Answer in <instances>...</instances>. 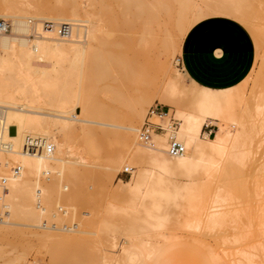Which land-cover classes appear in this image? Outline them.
<instances>
[{"label": "bare ground", "instance_id": "bare-ground-1", "mask_svg": "<svg viewBox=\"0 0 264 264\" xmlns=\"http://www.w3.org/2000/svg\"><path fill=\"white\" fill-rule=\"evenodd\" d=\"M37 1L38 2H36V4H38L36 6H39V8H36L38 12L34 14V11L31 13L28 11L29 9H23L25 7L24 4L26 3L23 2V0H0V10L5 12L4 14L1 13L0 17L7 24V29L0 30V170H2L3 167L7 168L5 170L6 175L0 176V207L6 209L12 218L10 221L7 219L8 224L19 223L18 220H21L22 215H26L24 218L25 220L26 218L29 219L33 217V220H35V222L38 221L39 225L42 219V223H44V218L49 219L53 217V215L57 216L58 213H56L57 211L53 208L52 204L49 203V200L55 192V194H59L61 197L60 199H64L63 196H65L66 193H63V189L61 188L62 186L59 187V189H56V176L58 177L59 175L60 177H64L67 171H72L73 175L71 176H75L76 179L86 175L105 179V177H111L113 170H118V168L122 167L123 164L125 165V163H128L125 168L130 169V171L131 166L129 164L138 168L137 171H132L131 178L125 182L127 186L125 193L132 197L131 202L128 203L126 207L122 206L123 208H121L115 201L118 196L111 197L110 205L107 208L109 219H105L101 230L102 232L106 231L109 233L106 234L110 235L109 237L112 236L110 241L113 240L111 241V245L114 248L121 246V252L119 254V251L116 252L118 256L114 255L117 256V258L112 256L115 260H118V264H161L162 258L173 254L178 244V239L174 234H167L164 232L166 226L169 225L167 222L171 219V215L168 214L170 211L166 208L170 203L171 207L174 205L173 208H175L179 207L180 202H182L184 206L181 204L182 208H179V214L182 215L181 212H185L186 215L195 216L200 219L197 222L198 224L205 223L204 225L207 227L211 224L216 226L222 221H227L225 219L228 215L233 214L232 212L229 214L226 209H222L226 207L225 205L228 202V199L230 200L232 198L233 200L235 196L238 197L241 194L239 186L232 184L230 185L232 188H229L230 186H224L225 184H223V187H226L225 191L227 190L229 193H225L224 190L217 193L216 191L218 190L214 188L216 190V194L214 192V195H211L209 189L210 186H208L209 184L207 185L204 183L208 182L206 179L211 178V176L216 173L218 174V172L221 173V176H229L233 174L230 166L234 162H240V160L242 163L245 162V160H243L245 159L244 151L242 150L243 152H241V155L243 156L239 155V152L241 150L240 148H242L241 146L244 145L243 143L246 144L244 141L246 138L245 134H247V132L245 133L244 126H239L244 125V123L241 121L240 123L239 120H242V118L240 119L239 116L236 115L238 111H236L237 109L235 110V99L238 95L241 96L240 94L251 76L253 69L241 83L229 88L217 89L200 85L190 79L183 68L182 71L175 68L176 70L174 69L173 75L169 79V88L164 91V95L162 96L163 99L160 100L163 101V104L169 106L167 111L150 116L151 121L156 124H160L163 127V130L153 131L150 139L147 141L142 138V127L140 129L137 124L135 125V123L144 118L146 111L145 107L148 105L149 100L145 98L144 95H141L143 98L139 99L140 95H138L134 98V100L137 98L138 100L130 103L128 119L131 125L126 127L130 133L122 135L124 138V140L122 138V142H125L123 144H126L128 149L126 151L120 150L109 154L107 160L108 163L106 164L109 170L106 169V172L96 171L93 169L89 170V168L87 171L84 170L85 172H83L79 170L81 168L80 166L86 164L87 167L89 163L86 159L88 158H85L84 154V156L82 155V150H80L71 141L70 137H72L73 134H84L87 136L91 131L95 130L93 127L86 125L90 122H96L88 119L89 117L96 116L106 118L108 115L105 110L107 108L104 109L105 111L101 107L99 108L97 106L98 103L94 100V103H97L95 106L92 100L93 95H91L90 92L80 90L81 88H78L77 90L74 88L76 80L81 81L85 71H88L93 85V87H91L96 91L99 81L103 79L107 81L106 78L108 79L111 75L113 78L117 79V75L114 77V74L118 69L119 71L116 73L119 74L118 76H121L122 80H129L132 82V80L136 77L134 82L138 84L137 81H139V83L143 84L144 79L141 77L142 74L140 73L144 74V71L139 66V58L141 56L139 53H142L141 51L143 50L141 49L143 48L145 50H149V47L153 48L155 46L157 48L161 46L162 48V46L169 45V42H167V39L169 38L170 43L172 42V35L170 36L171 31L168 33L169 29L165 27L171 22L170 18L177 15L175 12L173 13L175 15L171 14L168 16L170 12L174 11L173 9L175 6L173 7L170 5V7H173V9L172 7L170 8L172 9L170 11L168 4L164 2V0H153V2L149 0H113L115 3L123 6L124 8L122 11L120 10L116 12L115 10L114 14L111 13V15L114 16L113 20L111 18L114 30L123 27V30L124 28H127L129 32L131 30H136L135 32H137L139 28H134L135 24L140 19H144L146 17L147 19L149 18L151 22L150 25L153 21L154 24H156V27L158 26V23H162L161 25L163 26L160 25L163 30L162 34L160 33L161 31L159 32L160 26L157 27V32L162 36H167L165 39H162L164 37L160 36L161 39L158 40L159 37L157 32H153L156 29H153V27L149 28V26V31L147 32H150V34H147L148 36L144 33L146 31H142L143 35L146 36L142 45H140V41L142 39L138 41L139 38L134 36L132 37L130 35L132 38H135L134 40L130 38L132 40H130V42H132L131 44L134 43V45H136L135 40L137 39V43L141 47H144L141 48L136 45V48H138L135 49L134 52V45L130 44L128 41L129 38H126V36L125 38L127 43L131 47H127L126 44L124 48L127 47L128 49H132L133 47V49L132 51L125 50L122 52L124 48L122 51L120 48L124 46L123 41H125V38L123 37L124 39L120 43L115 42L109 44L107 41L104 42L100 37L102 26L100 20L98 19L99 16L97 15L96 17V12H92L89 10L90 8L87 9L86 5L85 8L81 7L79 0H55V2L52 0ZM100 1L101 0H99V2ZM181 1V4L186 3L185 5H188L189 7L190 0L188 1L189 4L186 1ZM216 1L215 5L216 7H219L217 9L214 8L213 10H210L213 11L210 14L213 13L214 15L219 14L234 16L238 18V20L240 19V21H245V23H250L252 21L251 17L254 16V14L257 15L255 12L256 9L254 12L252 11L254 8H251L253 5L251 2H248L249 0H239L240 2L238 0H234L235 2L238 1L237 3L233 0H227L228 3L221 0L224 4H220L218 0ZM20 2L21 6L24 3V7L22 8L20 6V8H22L21 10L25 12L20 13L19 8V13H17L15 10L17 11L18 8L16 7H18L17 5ZM243 2L247 4H244ZM93 3L97 4V1L96 3L93 1ZM100 3H98V5ZM240 4L244 5L242 6ZM25 5H29L28 1ZM100 5H102V3ZM198 5L195 6V12L193 11L194 9H192L195 8L194 5L190 4L191 8H189L188 11V13H195L194 15H196V17L194 20H192L193 15L191 13L190 14L192 16L189 17L190 19L188 18L189 20H186V17L190 16L187 13H185L187 15L183 14L184 16L181 15V13L179 14L180 16H175L176 19L183 16L178 19V22H176L177 20L175 19V21L172 20L171 23H177L176 25L180 30H178V32L183 33L182 35L187 34L189 29L194 24L206 17L205 10L201 5L199 6L202 8L198 7ZM105 6L106 4L103 7ZM182 7L179 8V10H183ZM244 7H248V9L250 8V10L246 9V11H250L249 13L252 11L250 16L252 14L253 15L251 17L246 16L249 14L248 11H244ZM207 8L211 9L213 7ZM184 9L186 10L185 7ZM162 12L164 17L169 18V20L167 19L168 22L170 21L169 23H166L165 21L160 22L159 17H161L160 14ZM130 15L132 18H129ZM133 17L137 21H132V23L131 20ZM246 17H249L250 20ZM33 19H37L40 22L37 21L33 26ZM161 20L165 19L162 18ZM141 21H144L142 25H145L148 20H146V23L145 20ZM63 24H66L67 26L66 31L60 33L59 26ZM136 25L139 26L138 23ZM144 25L142 27L145 28L146 25ZM142 27L140 29L144 30ZM151 29H153V31H151ZM31 35H33L34 38H32ZM107 39H109V37ZM174 43L175 42L171 43V46L169 45L170 48L172 47L173 49V46H175ZM109 47L110 51L109 53H106L107 49L105 50L104 48ZM177 47L178 46H176V48ZM139 48L141 49L138 50ZM161 48L159 50H161ZM164 48L167 50V47ZM136 50H138V53ZM129 51L132 53L134 52L133 56L129 55ZM125 52H128V54H125ZM144 53L145 52L143 51L142 54L144 55ZM146 53L148 54V52ZM160 58L161 57L159 56V59ZM154 61H152L155 63L154 66L158 67L159 65L157 59ZM160 66L164 69L166 66V59H162ZM158 68L157 69L159 71L162 70L160 67ZM138 73L140 75L136 76ZM181 75H183L182 77H185L192 83V85L195 86V88H197V92L193 95L192 100L190 99L191 102H189V108L186 106L187 103L182 101L181 98L183 97L180 98V93H182V83L180 80ZM141 78L142 82H140ZM128 84L130 83L128 82ZM246 101L247 100H245V102ZM237 102L240 104L238 100ZM260 103L258 105H260ZM78 108L81 109L80 112L78 111ZM259 108H263V106H259ZM171 111L176 113L179 121L174 118L176 117L175 115L174 117L169 116ZM148 112L146 117L148 116ZM110 117L112 118L111 115ZM169 118L171 119L169 120ZM216 122H218V125L215 130H212L211 132H204V127L206 125ZM12 127L15 128V133H12ZM136 133L138 135H136ZM211 133L214 135H211ZM91 134L93 135L92 132ZM113 134L117 135V133L114 132L107 133L108 136H112ZM171 138L176 139L184 145L185 151L182 154L171 155L168 152ZM141 140L145 144H143ZM11 160L19 162V165H13L12 167L13 161L11 162ZM69 176L70 175H68V177ZM217 176H219L220 179V174ZM180 177H183V180H179ZM203 179L205 180L203 181ZM258 181L260 183V180ZM257 189L258 188L256 187V190ZM120 190L122 193L124 192L122 189ZM64 192H67V190ZM68 193L70 192H67V194ZM72 194H74V192ZM72 194L66 195V199L68 201L70 200V202H74L75 200V197ZM112 195L115 196L114 193ZM119 195H121V193ZM177 199L180 202H178ZM42 200L46 204L44 207L40 208L35 206L39 203L35 204L34 202H40ZM176 200L179 204L174 203ZM183 200H185V203ZM172 202L174 203L173 205ZM228 204L229 203H227V205ZM231 204L230 206L232 208ZM71 205L73 209L72 216L75 215L76 217L78 210L76 208L77 205L76 203H71ZM235 208H238V206ZM130 209L131 211L134 210L137 212L135 214H137L136 216L138 218L135 217L136 219L134 220L139 219L142 221V223L139 222L142 224L139 226L142 230L139 229L141 232L134 235L137 243H134L132 240L134 237L126 236L122 238L123 242L120 244L117 237L119 228L116 227L114 224L115 222L113 223V219H111L110 214L114 213L113 215H118L117 213L115 214V212L120 210L123 212L126 211L128 215L131 213ZM165 209L169 212H164L166 211ZM182 209L184 211H181ZM68 210H64L63 214L67 215L69 213ZM0 213L3 215V218H0V221L3 222L5 215L2 211H0ZM139 214L143 217L140 215L141 217L139 218ZM186 215L184 214L185 217ZM61 217L58 214L57 220L60 223L63 222L60 221L63 219V217L60 219ZM230 217H232V215ZM130 218H132V216ZM181 218H183V216ZM186 219L184 218V224L188 221V227L193 225V221ZM65 220L66 219H64V221ZM7 221H5V224ZM45 221L49 222V220ZM177 221L180 223L183 222H181V220ZM51 222L52 221L50 220V223ZM42 223L41 226L43 225ZM56 223H53L54 226L52 225L54 229L57 228ZM128 223L130 225L129 221ZM131 223L134 222L131 221ZM170 223H172V221H170ZM135 224L137 225V223ZM184 224L183 226L186 227L187 225ZM181 225L182 224H180V226ZM130 226L129 230L132 231L133 229L131 228L134 226ZM70 230L74 229L70 228ZM45 236L47 240H50V242L52 240L57 241L59 239L58 235L50 232H48ZM235 256L237 255L235 254ZM111 259L109 258V261ZM247 259L250 262H253L250 254L247 256ZM229 260L230 261L228 263L232 262L233 264V260ZM109 261H105L103 264H109Z\"/></svg>", "mask_w": 264, "mask_h": 264}, {"label": "rangeland", "instance_id": "rangeland-1", "mask_svg": "<svg viewBox=\"0 0 264 264\" xmlns=\"http://www.w3.org/2000/svg\"><path fill=\"white\" fill-rule=\"evenodd\" d=\"M27 1L29 3V5H28L29 7L25 5V4H27ZM27 1L23 0V2H26L25 4L23 3L25 7L23 6V4L21 6V2L18 3V5H17L18 7H16L18 9H17V11L15 10V12H17V13H19V11H20V13L25 12V11L21 10L24 7L23 9H25V10L29 9L28 11L31 13L33 11H34V14L37 13L38 12L37 9L39 8V6H36L38 4V3L36 4V2H38V1L37 0H33V1L27 0ZM52 1L55 2V0H52ZM93 1L95 3L97 1V4H94ZM93 1H91V0H83V1L79 0V4L81 7H84V8L86 5L87 9L90 8L89 10H91L92 12L93 11L96 12V17H97V15L99 16L98 19L100 20V23L102 26V31L100 33V37L104 42L105 41L109 42V44L115 43V42L120 43L121 41H123V39L126 36H127L126 38H129L128 41L130 42L131 39H133V40L135 39V38H132L134 36L136 38H139L138 41H140L142 39L140 41V45H142L146 39L145 35L150 34V32H147V31H149V28L153 27V29H156L154 31H153V29H151V31L156 33L158 31L157 27L162 24V23L161 24L158 23V26L156 27V24H154V21L150 25L151 22H150L149 18L147 19L145 17L144 19H140L139 21H137L133 17L131 22L137 21V23L139 24V26H138V25H136L137 23L134 22V23H136L134 28H136V27L139 28V29L136 28V29H138L137 32H135L136 30H131L129 32L127 28H124V30H123L122 29L123 27L120 29L114 30V27L112 25V20H113L114 16L111 15V13L114 14L115 10H116V12H118L120 10L122 11L124 9L123 6L118 5L113 0L112 1L111 0H106V1L101 0L104 2L103 3L100 1L102 3V5H100L101 3L99 2V0H96V1L93 0ZM149 1L153 2V0H149ZM184 1H186L189 4V2H188L189 0H183V2ZM218 1L220 4H224L221 0H218ZM247 1H245V2H247ZM164 2H166L168 4L170 11L175 6L173 9L174 11L170 12V14H168V16L175 13V12H176L175 14H177V15H175V14H173V15H175L176 17L180 16L179 15L180 13H181V15L187 13L190 16H188V17L185 16L187 18V19L185 18L186 20H189L190 19L189 17H191L192 15L194 16V17L192 16V18H193V19L191 18L192 20H194V18L196 17V15H194L195 14L194 12H193V14H192V12H190L192 15L190 13H188L189 8H191L190 4L191 5L193 4L194 7L197 6L198 4L201 5L203 7V9L205 10V14H206L205 18H207L209 16H214L213 13L210 14L211 12H213L210 10H213L214 8L217 9L219 7V6L216 7V5H215V3L217 2L216 0H214V1L213 0H195V1L190 0L189 7H188V5L187 6L185 5L186 3L181 4L182 3L181 0H178V1L177 0H164ZM224 2L228 3L227 0H224ZM237 2H235V3H237ZM248 2L252 3L253 6L251 8H254V9L253 10L251 9V10L254 12V10L256 9L255 12L257 15L254 14V16H252L253 15L252 14L251 15L252 17H251L250 14L252 13V11H251V13H249L250 11H248V10H250V8L248 9V7L247 8L244 7V11H246V9H248L247 11H248L249 15H246V16L251 17L252 21L250 23H248V22L245 23V21H240V19H239V21L247 26V28L250 30V32L254 38L255 46H256V60H255L253 71L251 72V76L249 77L248 81L246 82V85L243 88V91L240 94L241 96L238 95L235 99V104H236L235 110L237 109L236 111H238L236 115L239 116L240 119L242 118V120H239V122L241 121L244 123V125H239V126L245 127L244 128L245 133L247 132V134H245V135H246V138L248 137L247 139L244 137L245 138L244 142H246V144L243 143L244 145L241 147L244 149L240 148L241 150L239 152L240 153L239 155H241V152L244 151L245 159H243V158L242 159L245 160V162L242 163L241 160H240L241 163L240 162H234L230 166L233 174H231L229 176H225V175L221 176V173L218 172V174L216 173L215 175L211 176V178L207 177L208 179H206V180L208 182L204 183L207 185L209 184L208 186H210L209 189H210L211 195H214V192L216 190H218V191H216L217 193L219 191L222 192V190L225 191L226 187L224 188L223 184H225L224 186H230L232 184L235 186H239V188L241 189V194L238 197L235 196L233 200L231 198L230 200H232L233 202L228 199L227 203H229V204L227 205V203H226V205H225L226 207H224L222 210L226 209L227 212H229V214L231 212L233 214L228 215V217L225 219L227 221H222L220 224H217L218 226L217 225L214 226L213 224H211V225H208V227H207L204 225L205 223L204 224L203 223L198 224L197 222H198V220H200L199 218H196L195 216H189L188 214H187L188 215L187 216L185 212L184 213L181 212L182 215H180L178 210L180 211L179 208H182V205L184 206V204H182V202H180L178 199L177 200H178V202H180L181 207L179 206V207L173 208L174 207L173 204L177 203V200L174 203L172 202V205H173L172 207H171V205H170L171 203H170L166 208H168L170 211V213H168V214L171 215L170 216L171 219H169V220L172 221V223H170V221L167 222L169 225L166 226L167 229L165 228L164 232L167 234L172 233L178 239L177 248L173 253L171 264H232V262L228 263L230 261L229 259L233 260V264H237V263L238 264H241V263H243V264H245V263H247V264H251V263L252 264H264V227H263L264 226V124H263L264 123V121H263L264 120V111H263L264 110V105H263L264 104V100H263L264 99V96H263L264 95V0H249ZM98 3H100V4L98 5ZM114 3H115V5H114ZM105 4H106V6L103 7ZM112 4H113V6H112ZM244 4H247V3H244ZM244 4H240V5L243 6ZM170 5L173 6V7L171 6L172 9H170L171 8ZM199 5H198V7H200ZM20 6L22 8H20ZM181 7L183 8V10H185L184 9V7H185L186 10L185 11L179 10V8H181ZM202 7H200V8H202ZM207 7H210V8L213 7V8L209 9ZM19 8H20V10H19ZM98 8H99V10H98ZM101 8H103V9H101ZM192 9H194L193 11H195L196 7L192 8ZM192 9H190V10H192ZM101 11L103 14L101 13ZM163 12L161 14H163ZM1 13L4 14L5 12H3V10H0V14ZM161 14H160L161 17H159L160 22L165 21L166 23H169L170 22V21L168 22L169 18H166V17H164V14L163 15H161ZM187 14H185V15H187ZM245 14H247V13H245ZM165 15H167V14H165ZM215 15H219V14H215ZM175 16L170 18L171 22L174 19L177 20L176 22H178V19L182 18L184 15L181 17H178L177 19ZM224 16H229V17H232V18H235L238 20V18H236L234 16H230V15H224ZM249 17H246V18L248 20H250ZM8 18H10V17H8ZM111 18H112V20H111ZM129 18H132V16L130 15ZM162 18H164L165 20H161ZM205 18H203V19H205ZM107 19H109V20H107ZM102 20H104V21H102ZM141 20H145V23H146V20H148L147 23L145 24L146 26L143 24L145 26V28L142 27L143 26L142 23L144 21H141ZM37 21H38L37 19H33V23L31 22L32 25L34 26ZM38 22H40V21H38ZM109 22H110V24H109ZM171 22L166 27H165V25H166L165 24L164 27L169 29L168 33H170L169 31H171L170 36L172 35L171 39H173V40H171L172 41L171 43L175 42L174 43L175 46H173V49H172V47L170 48V46L172 44L170 43L169 36H168L169 39H167L168 40L167 42H169L170 46L169 45L162 46V48L167 47V50H166V48L162 49L161 46L157 47V48L155 46L153 48L149 47L148 48L149 50H145L144 48L141 49L144 46L141 47L137 43L138 42V41H136L137 39L135 40V42H136L135 44L137 46L141 47L138 50L141 49L145 53L148 52V54L146 53V56H145V53H144V55L142 54L143 51H141L142 53H139V54H141V56L139 58L140 59L139 66L144 71V74L140 73V74H142L141 77H143V79H144L143 84L139 83V81H137V80L136 81L138 82V84L136 82H134V79L136 77L132 80V82H130L129 80L128 81L122 80L121 76H118L119 74L116 73L119 71L118 69L115 71V74H114V77H116V75H117V79L113 78V76L111 75V77L113 79L109 76L108 77V79L110 78L109 80L106 78L107 81H105V79L99 81L98 88L96 89L97 92L92 88L93 87L92 80L89 76L88 71H85L81 81L76 80V82L74 84V88L76 90L78 88H81L80 90H83V91L86 90V92H90L91 95H93L92 96L93 103L95 101L98 103V104L94 103L95 106L97 104V106L99 108L101 107L103 110L105 108H107L105 110H106V113L108 115L106 118L96 117V116L88 118L90 120L96 121L94 123L90 122V123L86 124V125L93 127L95 129V130L91 131L93 133V135L90 132V134H88L87 136L84 134H73L72 137H70L71 141L80 150H82V152H83L82 155L84 154L85 158L86 157L88 158V159H86V161L88 160V163H89L88 166L86 167V164L83 166H80L81 168L78 166L80 168L79 170L85 172L89 168V170L93 169L96 171L106 172V169H108L106 164L108 163L107 160H108L109 154H111L112 152H115V151H120V150L126 151L128 149V146L126 144H123L125 142L124 141L122 142V138H123L122 135L130 133V131L126 128L127 126L131 125L129 122V119H128V115H129V111H130V103H133L134 101L136 102V100H138V98L135 100H134V98H136L138 95H140L139 99L143 98L141 95H144L145 98H147L149 100L148 105L145 107L146 111H145L144 118L142 120H140L139 122L135 123V125L137 124V126L140 129L145 122L147 112L151 106H156V105H158L159 107L164 106V110L167 111L169 106L163 104V101H160V100L163 99L162 96L164 95V91L167 88H169V85H168V83L170 82L169 79L172 77L174 69L176 68L177 70L182 71V66L180 64L179 58H180V54H181L182 40L184 39V37L186 35V34L182 35L183 33L178 32L179 28L176 25L177 23L175 24V22H173V23H171ZM155 23H156V21H155ZM140 25H142V26H140ZM172 25H174V26H172ZM161 26H163V25H161ZM161 26H160L161 30L159 29V32L161 31L160 33L162 34L163 30H162ZM169 26H171V27H169ZM141 27L144 30H141L140 29ZM154 27H156V28H154ZM174 27H175V29H174ZM134 28H132V29H134ZM146 28H148V29H146ZM171 28H172V30H171ZM110 31H111V33H110ZM142 31H146L147 33L144 32L145 35H143ZM116 32H118V33H116ZM127 33H129V34H127ZM124 34H126V35H124ZM132 34H134V35H132ZM157 34H158V32H157ZM31 36H32V38H34L33 35H31ZM160 36L164 37L162 39H165V37H167L166 35L162 36V35L158 34V37H159L158 40L161 39ZM108 37H109V39H107ZM173 37H175V38H173ZM126 38L124 39L126 42L123 41L124 46L120 48L121 51L125 47L126 44H127L126 45L127 47H131L128 45ZM131 43L132 42H130V44ZM131 45H134V43ZM136 45H134V50H133L134 52H135V49L138 48V47L136 48ZM156 46H158V45H156ZM176 46H178V47L176 48ZM127 47L124 48L122 52H124L125 50L132 51L133 47H132V49L131 48L128 49ZM150 48H151V50H150ZM160 48H161V50H159ZM168 48H170V49H168ZM104 49L105 50L107 49L106 53H109L110 47L104 48ZM154 49H155V51H154ZM138 50H136V52ZM130 51H129V55L133 56L134 52L132 53ZM149 51H150V54H149ZM157 51H158V53H157ZM126 53L128 54V52H125V54ZM153 54H155V55H153ZM159 56L162 59H166V66L164 67V69H162L160 66L162 59L161 58L159 59ZM154 57H156V58H154ZM155 59H157V62L159 65V66L158 65L157 66L162 69L161 71L158 70L159 69L158 67L154 66V64H155L154 62H156V61H154ZM152 61H154V62H152ZM86 70H88V69H86ZM140 74L138 73V74H136V76L137 75L139 76ZM182 76L183 75H181V77H180V80L182 83V93H180L182 96L180 95V98L183 97V98H181L182 101L184 103H187L186 106H187V108H189L188 107V106H190L189 102H191L193 95L195 94V92H197V88H195V86L192 85V83L189 80H187L185 77H182ZM128 82L130 84H128ZM140 82H142V78H141ZM131 83H133V84H131ZM85 84L87 85V87ZM121 86H123V87H121ZM183 86H187V87H183ZM135 87H138V88H135ZM187 88H188V90H187ZM136 90H138V91H136ZM244 91H246V92H244ZM237 100L240 102L241 107H240V104H238ZM245 100H247V101L245 102ZM241 101H243V102H241ZM260 102L263 104H261ZM188 103H189V105H188ZM259 103H260V105H258ZM245 104H247V105H245ZM257 105H258V107H257ZM259 106H263V108H259ZM258 109H260V110H258ZM80 110L81 109L78 108L79 112H80ZM115 113H117V114H115ZM110 115L112 116V118L110 117ZM174 115L176 117H174ZM116 116H117V118H116ZM169 116H173L174 118H176L179 121V118H177L178 116L176 115V113L174 111H171V114ZM170 119L171 118H169V120ZM261 119H262V121H261ZM217 123L218 122L206 125L204 127V132H211L212 130H215L217 128V125H218ZM242 127H241V130H242ZM11 131H12V133L16 132L14 127H12ZM108 132H114V133H117V135L113 134L112 136H108L107 135ZM161 133H163V132H161ZM119 135H121L122 137ZM136 135H138V134L136 133ZM211 135H214V134L211 133ZM123 140H124V138H123ZM141 142H143V141L141 140ZM143 144H145V143L143 142ZM156 145H158V144H156ZM145 146H147V145H145ZM245 155L246 156L249 155V156L246 157ZM241 156H243V155H241ZM12 161H13L12 167H13V165L14 166L19 165V162L11 160V162ZM126 164H128V163H125V165L123 164L122 167L118 168V170L117 169L113 170L111 177H105V179L104 178H97V177H90L87 175L82 176L79 179H76L75 176H73V177L71 176V175H73L72 171H67L68 174L66 172L64 177L61 176L62 178L59 175L57 177L55 174V176H56L55 180L57 183L55 185L56 189L57 188L59 189V187L62 186L61 188L63 189L62 190L63 193H66V195H68V194H72L74 192V194H72V195H74V197H75L74 202H72V201L70 202V200L68 201L66 199L67 196L65 194L64 195L66 197L63 196V198L66 200L60 199L61 197L59 196V194L58 195L55 194L56 192L52 194L51 199L49 200V203L52 204L54 209H56V211H57L56 213H58L60 215V217L61 216L63 217V219H62V217L60 218V219H62L60 221L61 222L63 221L62 223L58 222V220H57L58 214H57V216L53 215V217H51L49 219L44 218V223H42L43 222V219H42V221L40 222V225H39L38 221H36L38 223L37 224L35 222V220H33L34 219L33 217L29 218L27 216L29 219L26 218V220H25L24 218L26 217V215L25 216L22 215L21 220L20 219L18 220L19 223L22 222L21 224H19V223L8 224V221L12 220V218L10 217V214H8V211L6 209H3L2 207H0V211H2V213L5 215V219L3 220V222L0 221L1 222L0 223V264H103L105 261H109V258L110 259L112 258L109 261L110 262L109 264H118V260L116 259L117 260V262H116V260L112 256L117 255L116 252H118V251H119L118 254L121 252L120 251L121 246H119L118 248H116V247L114 248L111 245L112 244L111 241H113V240L110 241V238L112 239V236L109 237L110 235H106V234H109L106 231L102 232L101 227H102V224L104 223L105 219H109L107 208L110 205L111 197H117L118 196L115 201H116V204L121 208L126 207L127 204L131 202L132 197L125 193V191L127 190V186H126L125 182L131 178L132 171H135V170L137 171L138 168L136 166L129 164L131 166V171H130V173H125V172H123V170L125 169ZM132 168H133V170H132ZM3 169H2L3 171L0 170V176L6 175L5 170L7 168L3 167ZM219 174L221 176L220 179H219V176H217ZM68 175H70L71 177L69 176L70 177L69 178ZM111 179H112V181H111ZM179 180H183V177L182 178L180 177ZM204 180L205 179H203V181ZM258 180H260V183ZM219 181H221V182H219ZM211 182H212V184H211ZM256 183H258L259 185ZM261 186H263V187H261ZM63 187H65V188H63ZM256 187L258 188L257 190H256ZM119 188L122 189L124 192L122 193V191ZM214 188H216V190ZM229 188H232V186H230ZM66 190H67V192H70V193L67 194V192H64ZM259 190H260V192H259ZM116 192H119V193H116ZM212 192H213V194H212ZM216 192H215V194H216ZM113 193L115 196L112 195ZM120 193H121V195H119ZM225 193H229V192H227V190H226ZM119 197H120V199H119ZM53 201H54V205H53ZM183 202L185 203V200H183ZM34 203L35 204L39 203V204H36L35 206H38L40 208H42L46 205L43 200L40 202H34ZM71 203H76V205H77V206L75 205L76 208L78 209L76 217H75V215L72 216L73 215V209H72ZM177 204H179V203H177ZM230 204L232 205V208H231ZM237 206H238V208H235ZM68 207H69V210H68ZM227 207H229V208H227ZM239 207H241L243 209H241ZM64 210H68L69 213L67 215L63 214ZM165 210L166 211H164V212H166V213L169 212L167 209H165ZM6 211H7V213H6ZM130 211H131V209H130ZM133 211H131V213L128 215H127L126 211L123 212L120 210H118V212H115V214L117 213L118 215H113L114 213L110 214L111 219H113L112 220L113 223L115 222L114 224L116 225L117 228H119L117 237H118V241L120 244H121V242H123L122 241L123 237H126V236L127 237H129V236L134 237V235H137L138 233L141 232L139 230V229H141L139 226L142 224H140L139 222L142 223V221H140L139 219L134 220L138 217L136 216L137 214H135L137 212L136 211L133 212ZM181 211H184V210L182 209ZM239 212H240V215H239ZM175 213H177V214H175ZM141 214H139V218L142 216ZM184 214L186 215V217L184 216ZM231 215H232V217H230ZM65 216H67V217H65ZM127 216H129V217H127ZM131 216H132V218H130ZM182 216H183V218H181ZM239 216H240V218H239ZM55 218H56V220H55ZM184 218L185 219L187 218L189 221H193L194 222V223L192 222L193 225L188 227L189 222L186 221L185 224L187 226L184 227L183 226ZM7 219H8V221H7ZM64 219H66V220L64 221ZM45 220H49V222H46ZM50 220L52 221L51 223H50ZM130 220L134 223H131ZM177 220H181V222L182 221L183 222L180 223ZM5 221H7L6 224H5ZM128 221L130 222L131 226L129 225ZM232 221H233V223H232ZM41 223L43 224L42 226H41ZM53 223L54 224L56 223V225H57L56 229H54ZM66 223H68V224L76 223V227L65 228L64 226L66 225ZM135 223H137L138 227ZM31 224L35 225V226H32ZM180 224H182V225L180 226ZM36 225H38V226H36ZM129 226L130 227L134 226L136 228L133 227V228H131L133 230L130 231ZM51 227H53V228H51ZM70 228L71 229L73 228L74 230H70ZM50 229H52V230H50ZM48 232L58 235L59 239L57 241L52 240L50 242V240H47V238L45 236ZM107 237L109 240L107 239ZM132 240L134 241V243H137V240L135 239V237ZM246 248H248V249H246ZM237 252H239V253H237ZM227 253H229V254H227ZM231 253H232V255H231ZM235 254L237 256H235ZM249 254H250V257L253 260V262H250L247 259V256H249ZM105 256H106V258H105ZM108 256H109V258H108ZM117 256H114V257L117 258ZM223 258H226V259H223ZM234 259H235V262H234Z\"/></svg>", "mask_w": 264, "mask_h": 264}, {"label": "crops", "instance_id": "crops-1", "mask_svg": "<svg viewBox=\"0 0 264 264\" xmlns=\"http://www.w3.org/2000/svg\"><path fill=\"white\" fill-rule=\"evenodd\" d=\"M256 60L254 38L239 20L209 16L194 24L185 35L180 61L187 76L210 88H229L249 75ZM173 254L161 264H171Z\"/></svg>", "mask_w": 264, "mask_h": 264}, {"label": "built area", "instance_id": "built-area-1", "mask_svg": "<svg viewBox=\"0 0 264 264\" xmlns=\"http://www.w3.org/2000/svg\"><path fill=\"white\" fill-rule=\"evenodd\" d=\"M66 27H67L66 24L61 25L59 28L60 33L66 31ZM5 29H7V24L0 18V30H5ZM179 61H180V58H179ZM180 64H181V61H180ZM163 111H165L164 106L159 107L158 105H156V106L150 107L148 116L146 117V120L144 124L142 125L141 136L144 140L146 141L149 140L151 137V133L153 131L163 130V127L160 124H156L152 122L150 119V116L157 114V113H161ZM184 151H185V147L182 143H180L174 138L170 139L168 152L171 155H179V154H182ZM123 172L130 173V169L125 168ZM0 218L1 219L3 218V215L1 213H0ZM64 227H76V223H72V224L66 223Z\"/></svg>", "mask_w": 264, "mask_h": 264}]
</instances>
